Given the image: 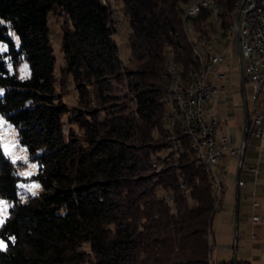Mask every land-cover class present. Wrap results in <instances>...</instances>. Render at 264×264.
<instances>
[{
  "label": "trees",
  "instance_id": "trees-1",
  "mask_svg": "<svg viewBox=\"0 0 264 264\" xmlns=\"http://www.w3.org/2000/svg\"><path fill=\"white\" fill-rule=\"evenodd\" d=\"M235 1L220 0L224 30ZM122 2L131 56L118 69L109 3L0 0V114L38 163L33 178L41 185L39 193L20 196L21 162L0 151V197L9 202L0 224V264H251L247 258H212L218 210L212 178L179 124L178 147L168 140L165 52L187 65L196 61L183 4ZM51 12L68 18L60 85L64 74L72 75L81 105L73 114L79 133L64 129L69 109L57 84ZM191 23L199 38L212 28L205 9ZM24 59L30 73L20 77ZM112 80L123 82L132 108L113 101ZM108 101L118 107L100 117L107 106L92 103ZM245 120L250 125L248 109ZM167 147L172 150L153 161Z\"/></svg>",
  "mask_w": 264,
  "mask_h": 264
},
{
  "label": "rangeland",
  "instance_id": "rangeland-1",
  "mask_svg": "<svg viewBox=\"0 0 264 264\" xmlns=\"http://www.w3.org/2000/svg\"><path fill=\"white\" fill-rule=\"evenodd\" d=\"M103 1L109 3L112 8V16L116 27L114 37L116 38L119 49V61L115 62L113 66L119 69L128 61L129 57L131 56V50L128 43L130 32L128 16L124 12L122 0ZM181 2L183 4L182 0ZM184 5L185 4H183V7L185 9ZM67 19L68 18L64 13L51 12L48 16V25L51 32V41L54 48V54L56 56L55 72L58 89L61 90V93L63 94L62 98L67 103L69 109V111L63 115L64 129L65 132H68V130L72 129L75 132L79 133L80 128L77 122H75V120L73 119V114L79 107H81V105L78 101V92L75 87L72 75L64 74L66 81L62 86L60 85L62 77L61 69L65 65V58L61 49V37L63 27L67 22ZM233 19L234 17L232 18V23ZM186 23L188 26V37L190 40H193L194 35L191 34V31L189 29V22L186 21ZM231 25L229 27H231ZM223 31L226 32L222 33V36H229V29H223L222 32ZM4 47L5 44L0 42V48L3 49ZM224 50L226 53L225 59L215 64L213 67V71L215 70L224 73V77L216 79L215 82L219 85L224 84L226 88L225 91L222 92L219 99L214 101L211 100L207 103V105L210 112L217 111L220 117L222 130H224V132L227 133L230 138L239 143L243 140L244 137L245 114L247 113V109L249 113H251V111L255 107V102L252 99L251 84L248 81H243L236 42L233 41L232 44ZM167 54H170V50H167L165 52V66ZM174 60L179 61L175 57ZM180 63L186 65V67L184 68V70H186V75L188 74L187 72L190 70V68H194V65H192L194 63L188 65L181 61ZM17 71L20 77L29 76V63L26 59H24L19 64ZM187 76H189V74ZM112 82L114 84V89L110 94L111 96H113V98H115L113 101L117 100L118 102H120V105L126 104L130 106V108H132L134 106V103L129 99L130 94L123 82L113 80ZM111 102L112 101H108L102 104L93 102L92 106H107L105 107V109L101 108V110L99 111L100 117H105L110 114L109 112L111 110H115L118 107L109 106ZM245 102L247 105L246 113ZM258 112L263 117L262 126L264 130V93L261 94V99L259 100ZM165 126L167 127V121H165ZM260 140L261 137L250 136L247 138L246 136L247 146L241 170L242 177L246 178L251 175L252 172L250 171V167L253 166L262 169V172H264V163L260 165L261 167H259L258 165L260 161L264 162V148L260 147ZM0 143L6 146L3 151L7 156L21 162L19 173L24 177V180H22V182L20 183V196L25 197L27 194L39 193V191L41 190V185L38 180L33 178V174L36 173L38 169V163L29 157L26 147L19 142L16 127L12 123L7 121L1 114ZM171 150L172 148L167 147L166 149L156 151L153 156V161L158 159V155H164ZM227 159L228 149L224 152L223 156V160ZM237 166L238 157H231L230 168L224 175L225 194L223 206L221 208H217L218 210H216L215 212L212 224L213 236L215 241V244L212 248V258H247L250 260L251 264H264V227L259 226L255 228L250 218L251 203L253 199L257 198L264 203V187H259L257 191L258 194L256 195L252 194L249 191L240 189L239 214L238 219L236 220L235 208L237 201ZM26 173H31V175H26ZM0 201L5 202L3 204H0V220H3L8 214L9 202L2 197H0ZM254 232L256 233V236H254ZM0 241H2L5 245V241L1 237ZM84 247L88 249L87 244H85Z\"/></svg>",
  "mask_w": 264,
  "mask_h": 264
},
{
  "label": "built area",
  "instance_id": "built-area-1",
  "mask_svg": "<svg viewBox=\"0 0 264 264\" xmlns=\"http://www.w3.org/2000/svg\"><path fill=\"white\" fill-rule=\"evenodd\" d=\"M190 1V10H188L189 29L194 35V41H198L199 45L203 46L205 52L210 55V73L207 83L206 92L192 91L197 93V104L205 103V119H197L194 131L198 136V144L201 149H204L206 156L210 159L212 164L217 166L221 175H225L229 169V162L223 160L224 152L228 149V157H238V166L241 164L244 146L246 141H241L239 146H235L230 136L222 130L220 117L217 111L210 112L207 103L211 100L220 98L222 92L225 91V85H219L215 82L218 78H223L224 73L213 71L215 64L223 61L226 57L225 48L236 42L238 49V58L241 63V73L243 81H248L252 86V99L255 102V107L250 113V125L246 120L244 128L249 129L250 135L254 137H263L264 130L262 126L263 117L258 112L259 100L261 94L264 93V18L257 16L253 7V0H236L234 5H237L239 10V20L235 27H228L229 36H222V12L223 6L221 4L220 10H213V3L220 2V0H184ZM207 10V19L211 22L212 28L207 34H203L199 38L198 33L192 27V18L199 15L202 10ZM172 63L174 56L170 50ZM196 104V105H197ZM196 108V107H195ZM199 126H206L208 133H217L220 136V147H212L209 141H205L204 137H199ZM257 172L256 168H252ZM239 185H245L243 179L238 180ZM222 192L221 205L224 198V190ZM171 199V197H170ZM254 206H258L259 202L254 201ZM253 221H260L259 212L252 214ZM254 236L256 234L254 233ZM215 258V257H214Z\"/></svg>",
  "mask_w": 264,
  "mask_h": 264
},
{
  "label": "bare ground",
  "instance_id": "bare-ground-1",
  "mask_svg": "<svg viewBox=\"0 0 264 264\" xmlns=\"http://www.w3.org/2000/svg\"><path fill=\"white\" fill-rule=\"evenodd\" d=\"M182 1L183 4H185L184 18L189 22L188 10H190V1ZM263 2V0H253V7L257 16H262L264 18ZM220 8V2L213 3V10H220ZM233 14L234 19L231 27H235L239 20V10L237 5H234L233 7ZM191 42L194 46L196 61L192 64L194 65V68H190L187 72L189 76H187L188 74H185L186 70H184V68L186 65H183L180 61L176 60L172 63L171 55L167 54L166 70L168 72L169 82L167 86L168 109L165 120L167 121V130L174 149L178 147L175 135L176 125L179 124L181 132L187 135L191 140L195 155L205 166L212 178L215 205L218 208L220 207L219 205L221 204L222 199L221 190H224V178L217 166L212 164L210 159L206 156L204 149H201V146L198 144V136L195 134L193 127L195 126L197 119H205V103L197 104V93L191 92V90L206 92L210 73V55H208V52L204 51L203 46L199 45L194 39L191 40ZM199 137H204V140L209 141L212 144V147H220L219 135L217 133H208V128L206 126H199ZM181 185L184 187L183 184Z\"/></svg>",
  "mask_w": 264,
  "mask_h": 264
},
{
  "label": "crops",
  "instance_id": "crops-1",
  "mask_svg": "<svg viewBox=\"0 0 264 264\" xmlns=\"http://www.w3.org/2000/svg\"><path fill=\"white\" fill-rule=\"evenodd\" d=\"M232 142H233V144L235 146H239V144H240V142L237 143L233 139H232ZM260 147L261 148H264V136L261 137ZM230 158L228 157V159H227V161L229 162V168H230ZM263 163L264 162L260 161L259 164H258L259 167H261L260 165H262ZM253 167H250V171L252 172L251 175H249L246 178L245 177H242V174H241L242 168L240 170L239 166H237V169H236V187H237L236 208H237V203H238V214H239V194H240V189L249 191L252 194H255L256 195V194H258L257 193L258 188L259 187H264V176H263L264 172H262V169H260V168H258L256 166L254 168L257 169V172H254V170L252 169ZM222 176L224 178V175H222ZM239 179H243L245 181V185H239L238 184V180ZM224 194H225V192H224ZM223 200H224V198H223ZM254 201H258L259 202V205L258 206H254V204H253ZM222 206H223V202H222ZM236 208H235V214H236ZM254 212H259V214H260V221H257V222L253 221L252 214ZM250 218H251V221H252L253 225L255 226V228L256 227H259V226L264 227V203L261 202L260 200H258L257 198H254L253 201H252V203H251V215H250Z\"/></svg>",
  "mask_w": 264,
  "mask_h": 264
},
{
  "label": "water",
  "instance_id": "water-1",
  "mask_svg": "<svg viewBox=\"0 0 264 264\" xmlns=\"http://www.w3.org/2000/svg\"><path fill=\"white\" fill-rule=\"evenodd\" d=\"M239 55V53H238ZM240 63V62H239ZM240 68H241V63H240ZM246 109H247V105H246V102H245V113H246ZM246 136H247V131L246 129H244V137H243V141H246ZM242 156H240L241 158ZM238 219V203H237V208H236V220ZM236 257H234V262H236Z\"/></svg>",
  "mask_w": 264,
  "mask_h": 264
},
{
  "label": "snow or ice",
  "instance_id": "snow-or-ice-1",
  "mask_svg": "<svg viewBox=\"0 0 264 264\" xmlns=\"http://www.w3.org/2000/svg\"><path fill=\"white\" fill-rule=\"evenodd\" d=\"M5 147H6L5 145L0 143V151H3ZM26 175H31V173H26ZM3 203H5V202L4 201H0V204H3ZM0 223H3V220H0ZM3 247H5V245H4V243L2 241H0V250H2Z\"/></svg>",
  "mask_w": 264,
  "mask_h": 264
}]
</instances>
